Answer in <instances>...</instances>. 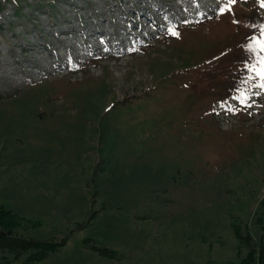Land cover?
Returning a JSON list of instances; mask_svg holds the SVG:
<instances>
[{
	"label": "rangeland",
	"instance_id": "rangeland-1",
	"mask_svg": "<svg viewBox=\"0 0 264 264\" xmlns=\"http://www.w3.org/2000/svg\"><path fill=\"white\" fill-rule=\"evenodd\" d=\"M209 1L74 0L27 28L12 4L0 15V206L19 233L66 238L33 264H240L234 225L260 238L264 53L249 45L264 0H217L197 28L159 34ZM149 33L163 42L144 51ZM22 259L0 249V264Z\"/></svg>",
	"mask_w": 264,
	"mask_h": 264
},
{
	"label": "trees",
	"instance_id": "trees-1",
	"mask_svg": "<svg viewBox=\"0 0 264 264\" xmlns=\"http://www.w3.org/2000/svg\"><path fill=\"white\" fill-rule=\"evenodd\" d=\"M72 0H0V12L7 8V4L11 3L14 7V13L17 19L21 22L20 25L28 26L29 14L35 15L36 12H47L57 17L56 9L61 3H69ZM28 8L30 12L26 9ZM3 24L0 23V31L3 29ZM10 28L13 24H10ZM264 200V199H263ZM24 221L23 217L11 208L0 206V249L8 248L13 250L17 256L23 255V259L19 264H33L35 260L44 258L49 252L57 250L66 242V238H35L26 236L17 231V226ZM235 232L240 240L247 245L248 250L242 255L240 264H264V231L259 239L253 238L248 233L243 235L239 227L234 225ZM264 229V224L261 225ZM93 247L106 253L107 247ZM115 252L114 249H110ZM239 264V263H232Z\"/></svg>",
	"mask_w": 264,
	"mask_h": 264
},
{
	"label": "snow or ice",
	"instance_id": "snow-or-ice-1",
	"mask_svg": "<svg viewBox=\"0 0 264 264\" xmlns=\"http://www.w3.org/2000/svg\"><path fill=\"white\" fill-rule=\"evenodd\" d=\"M233 2H235V0H233ZM261 6H264V2H262ZM173 35H176V33L173 32ZM249 49L252 51L258 49L259 53H264V30H262L261 32V38L255 40L252 44H250ZM257 63L259 67L257 68L256 65H253L252 71H254L256 75L259 76L261 79H264V55L259 56ZM262 87H264V85H262Z\"/></svg>",
	"mask_w": 264,
	"mask_h": 264
},
{
	"label": "bare ground",
	"instance_id": "bare-ground-1",
	"mask_svg": "<svg viewBox=\"0 0 264 264\" xmlns=\"http://www.w3.org/2000/svg\"><path fill=\"white\" fill-rule=\"evenodd\" d=\"M203 4H204V2H202L201 4H198V5H200V6H201V5H203ZM198 8H199V7H198Z\"/></svg>",
	"mask_w": 264,
	"mask_h": 264
}]
</instances>
